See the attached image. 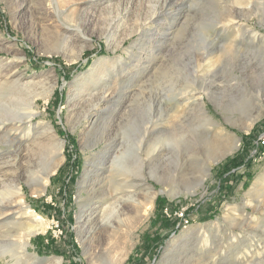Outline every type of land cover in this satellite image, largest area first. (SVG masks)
<instances>
[{
  "label": "rangeland",
  "instance_id": "374dc122",
  "mask_svg": "<svg viewBox=\"0 0 264 264\" xmlns=\"http://www.w3.org/2000/svg\"><path fill=\"white\" fill-rule=\"evenodd\" d=\"M241 1L0 0V78L9 81L0 86V120L16 117L32 89H51L36 99L31 122L0 132V168L17 162L0 174L23 173V199L47 223L19 264H264V254L241 253L264 248V213L247 195L254 180L264 185V0ZM243 26L250 36H240ZM197 64L202 78L193 77ZM94 87L115 92L84 102ZM199 93L210 125L197 112ZM46 123L63 143L37 195L26 178L49 160ZM114 148L143 158L138 199L153 191L138 217L122 202L120 222L102 191L80 213L83 182L108 174ZM234 217L249 225H230ZM1 233L0 245L8 243ZM174 244L189 254L169 262ZM0 264H8L1 254Z\"/></svg>",
  "mask_w": 264,
  "mask_h": 264
},
{
  "label": "bare ground",
  "instance_id": "6f19581e",
  "mask_svg": "<svg viewBox=\"0 0 264 264\" xmlns=\"http://www.w3.org/2000/svg\"><path fill=\"white\" fill-rule=\"evenodd\" d=\"M241 3H242V1H241ZM109 7H111V6H107V7L104 6V8H99V9L106 10V9H109ZM84 9H85V7H84ZM99 9H97V10H99ZM89 11H91V10H89ZM92 13H91V15H92ZM92 19H93V16H91L89 21ZM54 23H55V21H54ZM245 34L249 35V29H247V27L245 28L243 26L240 29V36H242L244 38ZM250 38H252V37H250ZM219 61H220V58L217 59V62L215 64L213 63V65L211 66L212 68L210 67V68L206 69V72H208L211 69H213L214 67H216L217 63H219ZM119 63H121L122 65L126 64V63H124V61L123 62L121 61ZM115 66H116L115 63H113L111 66H109V65L106 66V68H105L106 72L109 71V69L115 70ZM201 67H202L201 64H197L195 66V68L193 70V77L195 76V77L199 78V77L203 76V74H200V73L198 74V71L200 70ZM8 83H9V81L5 77L0 78V86H7ZM78 86L80 89L81 87H83V84H78ZM28 87L30 88V86H28ZM32 88H33V86H32ZM114 92H115V89L114 90H112V89L111 90H108V89L107 90L106 89L105 90H99L96 87H94L93 89H87L85 92L87 96H86V99H84V102L86 101L87 103L90 104L91 102L93 103L96 101L94 103V105H96L101 100L109 99L110 96H112ZM50 93H51V89H49V88H42L39 91L37 89H34V90L32 89L26 95V97L22 98V104L20 105V108L17 109V111H16V113L18 114L16 117L6 118V119L0 120V132L3 131V132H5L6 135L9 136L10 133L8 134V132H7L8 130L6 129V126L11 125L13 128L18 129L17 125H22L28 121L31 122V118L33 117V115H35V112L33 111V105H34L36 99L37 98L47 99ZM125 94L126 93L124 92V94H122L120 96H124ZM188 96H189V94H188ZM194 99L196 100L195 104L197 106L198 114H200L202 117L206 118V121L210 120L209 116L206 114V110L203 107L202 95L199 93L198 96ZM87 103H86V105H88ZM249 113L246 117L249 121H253L255 116L252 113H250V114ZM13 116H14V114H13ZM207 122H209V121H207ZM210 124L211 123L209 122L208 125H210ZM42 129H43L42 132H44L46 134V146H47V149L49 152V160L41 171L39 169V172H37V174L30 175V177L26 178V181L29 184L31 192L34 194H37V195H42V194L46 193L47 186L49 184V178H50V176H52V174L55 173V171L57 170V168L60 165V158L61 157H59V154H60V150H61L62 143H63L62 141H58L56 139L55 134H54V132H52V128L48 123L43 125ZM20 131H22V130H20ZM219 135H220V133H219ZM9 139L10 138L8 137L6 140H9ZM14 139H15V137H14ZM42 139H43V137H42ZM114 142L116 143L115 144V146H116L117 142L115 139H114ZM215 145H217V144H215ZM127 148L123 149L122 151L119 148L118 149L114 148V150L111 151V153L109 154V158L107 160L108 161L107 166L105 167L108 174L100 177L102 174L101 171H96V173H97L96 176L94 174V176L90 177L88 179V181H86V179H87V177H86L85 181L83 182V185L85 184V187H86L85 188L86 195H83V197L86 198V202L82 206L80 213L85 211V206L91 204L88 201H91L90 199L93 198L100 191L104 192L103 193V200H102L101 204L102 205L106 204V206H105L106 210L105 211H107V209H109V210L111 209V210L117 212V214H118L117 218H118L119 222L124 221V220H122L120 215L122 214V212L126 206H124V203L122 204V202H125V203L130 202L131 212L134 213V215H133L134 217H138L141 213H143L144 211H147V209L149 208V206L151 204V200L153 197V191L151 190V187H149V186L146 187V190H145V193L143 195L142 200L138 199V195L136 193V189L141 184V179H140L141 173L139 172L140 170L138 168L137 159L141 161L143 158L139 153H136L137 157L134 158V156H133V158L131 157V159L127 160L126 156H125V152H127V153L130 152V151H126V150H128ZM35 150H37V149L35 148ZM7 152L10 153V150H8ZM40 153H41V151H40ZM219 159H220V157H217L213 161L216 162ZM15 163H17V162L12 161L5 168L9 169V170L13 169L12 165H14ZM5 168L1 167L0 173L6 172L4 170ZM88 170L89 169H87V172H88ZM207 170H208V167H207ZM5 174L6 173H4L3 175L0 174V184L2 185L0 187L3 188L2 191L0 192V215H3L1 217L2 222L0 223V228L1 229L3 228V230H2V233L1 232L0 233L2 234V238L5 237V241L8 242L9 244L10 243H12V244L16 243L18 250L16 251V253L13 252L14 254H10L11 250L8 247L9 244L6 243V244L0 245V254L6 258L8 264H19L20 259L18 256L21 254H28L27 246L30 243V238L32 236L40 233V232L45 231L47 228V223H46V221H44V219L39 214H37L33 209H31V207H29V205H27L23 199V193H22L23 188H22V185L20 183V179L24 178L23 173L13 172L12 174L9 173L10 175H8V176ZM80 187H82V186H80ZM247 195L250 197V199L252 201H254L256 203L255 204V210H257L258 212L261 211L264 213V185H263V183H260V181H258V179L254 180V182L252 183L250 188L247 190ZM105 211H104V213H105ZM88 212H90V211H88ZM105 214H107V212ZM89 217H90V215H89ZM129 217H131V216H129ZM105 219H106V217H105ZM85 220H87V219L85 218ZM228 220H229L228 223L230 225L231 224L232 225L238 224L241 227L245 226V225L246 226L249 225L248 220H245V219H239L238 220L237 217L236 218L235 217L229 218ZM118 224H120V223H118ZM112 227H114V226H112ZM11 237H16V238L13 239ZM186 247L187 246L185 244H174V246L171 250H169L166 254L164 253V256H168L169 257L168 260H170L169 262H171L172 259L177 258L180 255H188L189 252L188 253L185 252L187 250ZM253 251H256V250H249V251L242 250L241 253L246 257V259H248L250 261L252 258H256V257H259L260 254H264V248H262V250L258 251V252H253ZM34 256H35V254L32 257H34ZM189 258H193V254L190 255Z\"/></svg>",
  "mask_w": 264,
  "mask_h": 264
},
{
  "label": "trees",
  "instance_id": "16d2710c",
  "mask_svg": "<svg viewBox=\"0 0 264 264\" xmlns=\"http://www.w3.org/2000/svg\"><path fill=\"white\" fill-rule=\"evenodd\" d=\"M233 159H234V158H233ZM234 161H235V159H234ZM234 161H232V162H234ZM237 164H239V162H238Z\"/></svg>",
  "mask_w": 264,
  "mask_h": 264
}]
</instances>
